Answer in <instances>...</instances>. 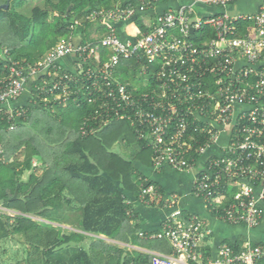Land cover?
<instances>
[{"label":"built area","instance_id":"2783aa9c","mask_svg":"<svg viewBox=\"0 0 264 264\" xmlns=\"http://www.w3.org/2000/svg\"><path fill=\"white\" fill-rule=\"evenodd\" d=\"M155 1L93 11L89 22L106 30L93 36V43L72 38L35 67L7 65L0 76V122L12 131L28 119L32 106L53 112L56 105L85 101L94 111L82 136L128 122L152 148L155 170L194 172L193 195L205 202L211 218L255 231L264 219V3L257 13L231 15L228 9L238 0H188L156 13L161 4L154 6ZM139 17H145V33L135 23ZM132 58L146 62L142 76L156 66L151 90H139L147 83L129 89L118 79L121 61ZM40 80L42 85H35ZM27 91L28 104L17 105ZM0 161L7 162L2 147ZM164 199L152 185L140 203L152 206ZM178 203L177 195L165 199L173 212L164 226L140 234L170 246L171 254L145 253L153 264H264V247L251 241L241 247L222 242L213 249L208 221L185 217Z\"/></svg>","mask_w":264,"mask_h":264},{"label":"trees","instance_id":"16d2710c","mask_svg":"<svg viewBox=\"0 0 264 264\" xmlns=\"http://www.w3.org/2000/svg\"><path fill=\"white\" fill-rule=\"evenodd\" d=\"M8 1V9L0 10V76L12 62L25 68L37 66L62 41L74 38L80 44L93 43V36L103 35L106 30L89 22L88 16L133 0L4 3ZM171 1L157 0L154 6ZM144 20L139 17L135 21L141 33L148 30ZM101 51L105 57L109 55L106 49ZM142 66H146L145 61L122 60L116 75L129 89L147 83V88L139 90H151L155 87L156 66H148L147 76H142ZM42 83L40 80L35 85ZM54 108L53 112L44 105L28 108V119L16 130H9L6 121L0 122V147L7 161H0V206L17 213H0V264H5L2 243L15 238L26 246V259L17 264H153L152 256L131 253L113 244L148 248L155 242L139 236L134 206L127 195L132 194L140 202L143 190L153 185L164 197L162 190L142 178L137 168V163L154 168L152 148L146 140L139 139L128 122H114L108 135L101 136L102 131L82 136L81 127L94 111L85 101ZM44 117L54 119V124L48 125ZM38 122L43 125L39 135L27 134L24 128L30 125L37 130ZM119 136L130 148L128 156L112 153L107 146ZM138 178L140 186L135 183ZM73 223L76 227L72 231L60 227ZM86 240L90 241L88 247ZM159 241L168 248L166 242Z\"/></svg>","mask_w":264,"mask_h":264},{"label":"crops","instance_id":"0c3cea01","mask_svg":"<svg viewBox=\"0 0 264 264\" xmlns=\"http://www.w3.org/2000/svg\"><path fill=\"white\" fill-rule=\"evenodd\" d=\"M187 3L188 0H172L171 2L164 5H158L154 12L156 13L167 11L169 9H177L179 6ZM263 3L264 0H238L236 3L232 4L229 7L228 12L231 15L254 14L259 11ZM120 27L121 26H119V28ZM124 30L127 34H130L133 31V27L128 26L127 28H124ZM70 60L71 58L69 57L63 63H69ZM29 98V92L27 91L19 100L17 105L26 106L29 102ZM137 168L141 173L142 178H144L146 181L152 182L162 190L165 199L172 195H177L179 197V203L176 208L180 209L185 217H188L190 215H198L208 221V225L213 232L212 236L208 238V242L213 249L220 245L222 242H226L231 245L240 244V246H242L247 241H251L254 244H259L264 247V219L258 229L250 232L241 227H230L224 225L219 221L211 218V214L206 209L205 202L196 199L193 195L195 178L194 172H178L167 167L157 171L152 167L143 165L142 163H137ZM135 183L140 186L142 184L141 179H135ZM127 195L131 204L134 206V223L139 226V236L141 233H144L145 235L147 234L148 236L151 233L160 231L164 226L167 216L173 212L171 208H165V199L159 204L148 206L140 203L132 194L128 193ZM0 213H6L8 215L17 214L16 212L9 210L3 206H0ZM54 225L58 226L57 224ZM64 227L67 231L74 230L73 226L71 225H64ZM89 244L90 241L86 240L85 246L88 247ZM116 244L124 246L123 248L127 247L126 249H128L129 251L133 250L136 254H145L146 252L171 254L169 245L167 249L162 246L160 250H151L141 246L126 245L120 243Z\"/></svg>","mask_w":264,"mask_h":264},{"label":"rangeland","instance_id":"374dc122","mask_svg":"<svg viewBox=\"0 0 264 264\" xmlns=\"http://www.w3.org/2000/svg\"><path fill=\"white\" fill-rule=\"evenodd\" d=\"M5 0H0V7L1 6H4L6 3H4ZM38 115H36V119H38ZM46 121L48 122V125H51V124H54V119H51L50 117L47 119V117H44ZM39 125L36 124V129L32 128L30 125L26 126L25 131H27V134H37L39 135V131H42L43 130V125L42 123H39ZM44 125L47 126V123L45 122ZM118 127L121 126L122 124H116ZM116 126V128H118ZM112 126L109 125L108 127L104 128L105 130H103V132L101 133V136L103 135H108L107 131L108 130H111ZM121 128V127H120ZM121 132V133H120ZM119 134L123 135V130L122 129H119ZM56 136V135H55ZM108 138V137H107ZM110 152L112 153H115L119 156H125V155H129V152H130V148L129 146H127L125 143H124V140H123V136H119L118 140L114 143H111L109 142L107 144ZM7 213V212H6ZM11 214V213H10ZM14 215V214H13ZM11 215V216H13ZM35 220H41L40 218H36V217H33ZM78 218V217H76ZM74 224V223H73ZM60 226V225H59ZM73 226L74 230H75V224L74 225H71ZM60 227H63L65 228L63 225L60 226ZM155 242H152L153 244L147 246L148 248H151V250H160L163 246V244L160 243L159 240H154ZM112 242V241H110ZM114 245L116 243H113ZM117 245V244H116ZM121 247H124L122 245H119ZM2 257H3V261L5 264H17L18 262H22L23 260L26 259V253L24 252V249L26 248V246L24 245V243L21 242V240L19 238H15V239H9L7 242H3L2 243ZM127 248V247H125ZM132 250V249H130ZM131 253H134L135 251H130Z\"/></svg>","mask_w":264,"mask_h":264},{"label":"water","instance_id":"95a60500","mask_svg":"<svg viewBox=\"0 0 264 264\" xmlns=\"http://www.w3.org/2000/svg\"><path fill=\"white\" fill-rule=\"evenodd\" d=\"M9 1L4 5V6H1L0 7V10H2V9H8V7H9Z\"/></svg>","mask_w":264,"mask_h":264}]
</instances>
